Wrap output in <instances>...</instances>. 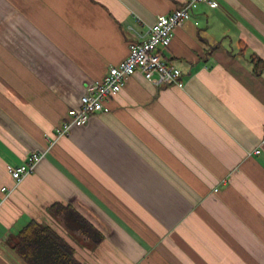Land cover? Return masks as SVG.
I'll return each instance as SVG.
<instances>
[{
    "label": "crops",
    "instance_id": "0c3cea01",
    "mask_svg": "<svg viewBox=\"0 0 264 264\" xmlns=\"http://www.w3.org/2000/svg\"><path fill=\"white\" fill-rule=\"evenodd\" d=\"M185 1L0 0V187L13 189L0 264H25L10 243L31 221L83 264H264V0L196 3L156 50L183 86L135 72L106 111L53 140L85 88ZM37 150L14 186L7 166Z\"/></svg>",
    "mask_w": 264,
    "mask_h": 264
},
{
    "label": "built area",
    "instance_id": "2783aa9c",
    "mask_svg": "<svg viewBox=\"0 0 264 264\" xmlns=\"http://www.w3.org/2000/svg\"><path fill=\"white\" fill-rule=\"evenodd\" d=\"M200 2L210 7L216 6L212 0H186L180 9L171 14L157 16L156 22L149 26L146 35L138 42L131 44L127 58L117 66L111 67L102 81L85 88L77 107L68 110L67 118L56 128L53 140L67 136L72 128L86 125L91 115L106 111L105 102L118 95L125 81L135 72H140L145 80L154 85L183 86L180 80L181 71L166 64L156 50L170 44L173 31L189 19L190 10ZM261 144L264 146V138ZM46 151H34L28 155L23 164L7 166L6 172L14 186H17L26 176L35 171ZM12 190L5 186L0 187V206Z\"/></svg>",
    "mask_w": 264,
    "mask_h": 264
},
{
    "label": "trees",
    "instance_id": "16d2710c",
    "mask_svg": "<svg viewBox=\"0 0 264 264\" xmlns=\"http://www.w3.org/2000/svg\"><path fill=\"white\" fill-rule=\"evenodd\" d=\"M54 215L70 216L81 233L99 243L102 235L71 206L55 203L49 207ZM11 250L25 264H83L75 257L71 245L51 226L29 222L10 243Z\"/></svg>",
    "mask_w": 264,
    "mask_h": 264
}]
</instances>
